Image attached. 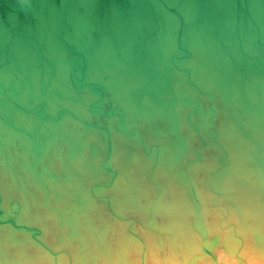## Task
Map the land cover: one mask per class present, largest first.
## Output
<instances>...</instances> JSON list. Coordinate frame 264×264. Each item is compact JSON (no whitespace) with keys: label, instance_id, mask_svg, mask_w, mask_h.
Wrapping results in <instances>:
<instances>
[{"label":"bare ground","instance_id":"1","mask_svg":"<svg viewBox=\"0 0 264 264\" xmlns=\"http://www.w3.org/2000/svg\"><path fill=\"white\" fill-rule=\"evenodd\" d=\"M148 3L0 27V233L37 264H264V0Z\"/></svg>","mask_w":264,"mask_h":264},{"label":"water","instance_id":"2","mask_svg":"<svg viewBox=\"0 0 264 264\" xmlns=\"http://www.w3.org/2000/svg\"><path fill=\"white\" fill-rule=\"evenodd\" d=\"M139 2L150 4L148 0H77L75 6L76 11L86 20V24L100 28L110 25L111 21L109 22L108 20H110L112 10L116 13L117 23L119 21L127 22L131 12H136L137 15H140L139 9L137 8ZM52 3L59 6V15L68 13L71 6L74 5L73 0L72 3L70 0H64L61 7L58 4V0H0V27L3 26L6 31L12 33L15 30L18 31L26 24L30 33L35 37L37 34V32L35 33V24L38 21V14L33 9L38 10V12L48 19L49 9ZM23 17L26 19L25 22H22ZM136 18H139V16ZM8 19L13 20L14 25L10 24L9 26ZM11 25L13 26L11 27ZM18 36L20 41L24 42L23 44L25 46H30V49L35 48V43H29L27 34H19Z\"/></svg>","mask_w":264,"mask_h":264},{"label":"rangeland","instance_id":"3","mask_svg":"<svg viewBox=\"0 0 264 264\" xmlns=\"http://www.w3.org/2000/svg\"><path fill=\"white\" fill-rule=\"evenodd\" d=\"M1 210L2 209H0V212H1ZM1 214H3V210H2V213H0V217H1ZM22 219H24V218L22 217ZM5 222L6 221H4V222L0 221V226L1 225H6ZM10 222H12V224H14V226L16 225V223H13V220H11ZM29 227H31L33 229H36V226L32 227V225H31ZM7 232H8V229H7ZM39 232L40 231H38L37 233H39ZM5 234L0 233V264H20V263L21 264H23V263L27 264V261H29V260H30L29 264H32L31 263L32 261H33L34 264H37L36 261H35L36 259H35L34 253L30 252V255H29V251H31V249H30V247L28 248V246H30V245H26L25 248H21L13 240H11V233H7L9 235H7V234L5 235ZM6 237H7V239H6ZM33 238L35 239L34 241H36V242L38 241V240H36L37 239L36 237H33ZM66 244H67V242H65V241L63 243L59 244L57 249H60V251H59L60 253H61V251L62 252L64 251L63 248L67 247ZM32 250H34V249L32 248ZM36 250H38V249H36ZM146 252H148V251H146ZM150 253L151 252H148L147 254L143 255V260L141 261L142 264H144V263L148 264L146 262L150 261L149 260ZM21 255L23 256V258L26 259L25 260L26 263L23 261V258H22ZM21 258H22V261H21ZM18 259L20 260V262H19Z\"/></svg>","mask_w":264,"mask_h":264}]
</instances>
